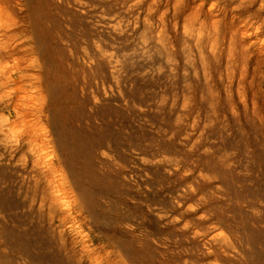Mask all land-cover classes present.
Instances as JSON below:
<instances>
[{
    "label": "rangeland",
    "instance_id": "374dc122",
    "mask_svg": "<svg viewBox=\"0 0 264 264\" xmlns=\"http://www.w3.org/2000/svg\"><path fill=\"white\" fill-rule=\"evenodd\" d=\"M10 1L0 264H264V0Z\"/></svg>",
    "mask_w": 264,
    "mask_h": 264
},
{
    "label": "bare ground",
    "instance_id": "6f19581e",
    "mask_svg": "<svg viewBox=\"0 0 264 264\" xmlns=\"http://www.w3.org/2000/svg\"><path fill=\"white\" fill-rule=\"evenodd\" d=\"M5 5L10 4V0H0ZM19 5L26 7L28 0H18ZM4 14L0 11V106L6 102L17 101L16 111L17 115L21 108L25 105L27 100V94L29 88H32L33 84L29 83L30 76L27 72L30 69V65H24L29 61V48L25 46H13V42L22 37V31H20L19 21L12 23L11 21L4 19ZM21 44H24L21 43ZM14 61L17 63L13 64ZM28 81V82H27ZM13 86L9 92L5 90ZM49 102L52 106L51 92L49 90ZM52 233H56L57 229H52ZM60 249L64 256L68 259L73 257V251L68 248L65 240L61 238Z\"/></svg>",
    "mask_w": 264,
    "mask_h": 264
}]
</instances>
